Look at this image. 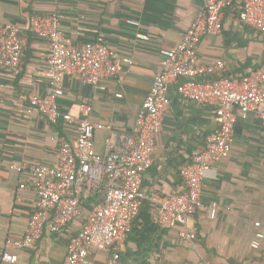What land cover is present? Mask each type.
Segmentation results:
<instances>
[{
	"label": "crops",
	"instance_id": "0c3cea01",
	"mask_svg": "<svg viewBox=\"0 0 264 264\" xmlns=\"http://www.w3.org/2000/svg\"><path fill=\"white\" fill-rule=\"evenodd\" d=\"M235 1L241 5L246 0ZM203 4L204 0H0V24L24 28L29 16L57 11L64 32L77 44L102 38L120 58L129 60L120 74L105 82L103 91L65 78L64 95L59 99L61 112L74 116L83 101L91 105L90 121L98 126L94 147L106 155V141L122 140L133 127L153 79L161 71L162 51L180 42ZM130 20L139 25L128 24ZM24 35L28 44L16 78L0 79V85L5 84L0 87V260L5 242L27 233L37 200L28 175L10 169L11 164L54 165L57 136L71 140L76 134L75 124L63 120L51 124L18 102L22 94H45L49 85L41 70L47 42ZM198 52L203 64L222 65L219 75L243 78L264 65V33L230 14L221 34L202 38ZM170 98L163 131L156 137L154 163L143 179L149 197L185 191L180 169L203 151L217 128L211 108L183 100L175 87ZM213 167L203 184L201 207L187 224L196 233L195 244L181 239L182 228H158L153 218L150 226L128 238L121 264H264V244L260 250L250 246L256 232H264V120L254 114L238 118L230 157ZM88 208L86 204V213ZM83 219L58 233L46 231L31 250L13 251L19 258L17 264H62ZM112 254L96 253L94 264H109Z\"/></svg>",
	"mask_w": 264,
	"mask_h": 264
},
{
	"label": "built area",
	"instance_id": "2783aa9c",
	"mask_svg": "<svg viewBox=\"0 0 264 264\" xmlns=\"http://www.w3.org/2000/svg\"><path fill=\"white\" fill-rule=\"evenodd\" d=\"M25 1L28 0H21ZM235 2L204 0L180 42L162 51L161 71L155 75L133 127L122 140L106 141V155L99 154L94 147L98 126L90 121L91 105L83 101L79 114L74 116L61 112L59 99L64 95L65 78L77 79L103 91L105 82L120 74L129 60L120 58L102 38L77 44L64 32L62 16L57 11L29 16L24 28L0 24V79L16 78L28 44L24 34L45 40L48 48L41 70L49 79L46 93L22 94L18 102L30 106L51 124L63 120L76 127L74 139L57 136L54 165L11 164L10 169L28 175L37 200L27 233L20 239L5 242L0 264H17L19 258L13 251L31 250L46 231L58 233L83 216L81 231L69 242L62 264H94L93 256L99 252H113L109 264H121V253L144 200L156 207L161 229L182 228L181 239L195 244L196 233L187 224L201 207L203 184L214 172L213 166L231 155L238 118L254 114L264 120V65L243 78L209 81L208 76L222 65L203 64L198 52L202 38L221 34L226 12ZM241 5V22L264 33V0H246ZM127 23L139 25L131 20ZM173 87L183 100L211 108L217 128L203 151L180 169L185 191L164 198L149 197L144 192L143 179L154 163L156 137L163 131ZM21 188L25 189L26 185L22 184ZM89 199L95 205L86 213ZM263 244L264 232L258 231L250 246L260 250Z\"/></svg>",
	"mask_w": 264,
	"mask_h": 264
},
{
	"label": "trees",
	"instance_id": "16d2710c",
	"mask_svg": "<svg viewBox=\"0 0 264 264\" xmlns=\"http://www.w3.org/2000/svg\"><path fill=\"white\" fill-rule=\"evenodd\" d=\"M242 6L243 5H239L237 4V2H235L233 8L230 11L226 12V16L230 14H235L237 17H239L242 11ZM223 77H224L223 75H219V73L216 72L215 74L208 76V80L213 81V80L220 79ZM87 205L89 207L88 210L91 211L93 206L95 205V201L92 199L90 204L87 203ZM153 218H155L154 219L155 225L159 228L156 207H154V205L149 200H144L140 208L139 216L134 222L132 234L135 233L137 230H140V229L144 230L145 228H147V226H150L153 223L152 222Z\"/></svg>",
	"mask_w": 264,
	"mask_h": 264
}]
</instances>
